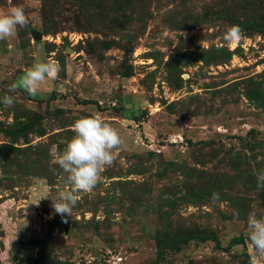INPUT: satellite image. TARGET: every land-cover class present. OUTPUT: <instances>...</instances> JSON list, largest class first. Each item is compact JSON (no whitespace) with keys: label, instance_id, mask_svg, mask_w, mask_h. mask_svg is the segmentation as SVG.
<instances>
[{"label":"rangeland","instance_id":"1","mask_svg":"<svg viewBox=\"0 0 264 264\" xmlns=\"http://www.w3.org/2000/svg\"><path fill=\"white\" fill-rule=\"evenodd\" d=\"M15 6L29 23L0 41V100L14 97L0 103V264H250L248 218L264 219V0H0V14ZM233 24L243 38L229 46ZM48 60L61 71L41 98L10 91ZM90 115L122 144L61 216L51 196L71 185L50 152Z\"/></svg>","mask_w":264,"mask_h":264},{"label":"clouds","instance_id":"2","mask_svg":"<svg viewBox=\"0 0 264 264\" xmlns=\"http://www.w3.org/2000/svg\"><path fill=\"white\" fill-rule=\"evenodd\" d=\"M28 23L29 18L21 6L12 7L7 13L0 14V41L13 38L17 34L18 27H26ZM242 38L243 31L238 24L231 25L223 37L225 44L229 46L240 42ZM60 71V65L56 61L37 62L16 84L12 85L10 91L22 88L28 95L35 97L46 81L58 78ZM0 103L5 107H11L14 104V97L5 95ZM72 131L75 135L63 152H50L53 162L67 174L66 183L71 187L59 190L55 198L51 195L44 197L51 196L52 207L55 213L61 216H72L79 194L91 193L101 182V174L115 161L114 149L122 144L118 131L98 115L77 119L72 125ZM256 176L258 186L264 187V170L256 173ZM212 200L218 201L219 193H213ZM247 236L250 241V264H260V258H264V219H258L254 214L250 215Z\"/></svg>","mask_w":264,"mask_h":264},{"label":"trees","instance_id":"3","mask_svg":"<svg viewBox=\"0 0 264 264\" xmlns=\"http://www.w3.org/2000/svg\"><path fill=\"white\" fill-rule=\"evenodd\" d=\"M42 96L40 93L38 94V97ZM41 98V97H40ZM55 97L53 95V98L52 100H54ZM80 103L82 104H95L97 106H99V103L97 100H94V99H83V100H80ZM231 244L232 245H237V244H242V245H246V238L244 236H238V237H235L231 240ZM36 263V260H33V264Z\"/></svg>","mask_w":264,"mask_h":264},{"label":"water","instance_id":"4","mask_svg":"<svg viewBox=\"0 0 264 264\" xmlns=\"http://www.w3.org/2000/svg\"><path fill=\"white\" fill-rule=\"evenodd\" d=\"M35 39L39 40L41 39V36L39 34H36Z\"/></svg>","mask_w":264,"mask_h":264}]
</instances>
